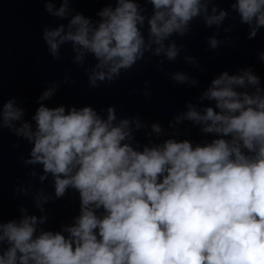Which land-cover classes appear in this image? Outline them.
Here are the masks:
<instances>
[{"label":"clouds","instance_id":"obj_1","mask_svg":"<svg viewBox=\"0 0 264 264\" xmlns=\"http://www.w3.org/2000/svg\"><path fill=\"white\" fill-rule=\"evenodd\" d=\"M42 7L67 20L41 27L47 54L60 61L62 46L70 45V62L86 76L89 91L153 57H163L152 66L174 86L196 88L197 76L163 67L179 57L204 71L197 58L181 55L194 21L215 27L207 43L217 55L221 45L237 43L231 36L219 39L221 30L244 25V38L252 40L264 29V0H234L227 9L218 0H115L95 13L96 20L76 11L72 0L59 7L45 0ZM256 58L264 64V50L257 49ZM73 83L65 74L45 87L35 101L34 126L15 96L0 109V130L31 145L22 164L42 166V174L32 169L27 175L41 183L50 176L53 189L33 195L39 217L20 206L18 220L0 223V264H264V85L252 65L231 75L220 71L199 92L198 103L186 102V111L168 122L174 128L189 121L215 137L196 144L176 139L178 131L154 143L153 136L165 134L159 122L149 124L139 113L118 118L113 104L101 109L106 116L90 104L45 106L61 84ZM144 86L132 92L148 99L152 90L148 81ZM203 101L212 106H199ZM144 129H150L144 133L148 144L141 146L136 134ZM31 188L29 183L13 196ZM69 190L78 194L79 214L61 231L43 230L45 205Z\"/></svg>","mask_w":264,"mask_h":264},{"label":"water","instance_id":"obj_2","mask_svg":"<svg viewBox=\"0 0 264 264\" xmlns=\"http://www.w3.org/2000/svg\"><path fill=\"white\" fill-rule=\"evenodd\" d=\"M45 0H0V109L3 103L15 96L18 106L25 108L24 117L30 123L31 116L39 105L36 98L42 93L45 87L52 81H59L67 74L73 79V84H61L56 95L47 101H43L45 106L56 107L60 104L75 105L82 107L91 105L102 115L109 104L117 107V117L123 118L139 113L147 122H159L165 128V134L159 140L153 136V142L159 143L172 136L176 131L179 135L176 139H189L194 144L203 141H210L215 138L212 134H203L199 127H193L191 122L183 121L174 128H168V122L174 116L186 111V102L198 103L199 92L206 88L211 79L218 75L220 71L226 70L229 74L237 73L239 69L252 65L256 73L261 77L264 85V64L256 58V50H264V29L252 40L244 38L247 26L238 25L231 33L220 31L219 39L225 36L237 38L234 46L221 45L219 54L209 49L207 39L216 31L215 27L205 29L200 20L193 22L192 32L183 38L186 49L181 55H191L200 62L204 71L186 64L181 58L175 62L164 61V69L167 72L184 71L190 75L198 77L200 83L196 88L185 86H174L163 72H158L152 66L157 59L152 58V62L144 65L139 70L125 74L120 80L111 85H101L97 89L89 91L87 89V78L83 72L70 62L74 55L70 45L61 48L62 59L53 61L46 52V46L40 39V30L43 25L56 27L67 23V20L49 16L42 7ZM54 7H59L61 0H49ZM144 4V0H138ZM220 6L227 9L228 4L234 0H218ZM115 6V0H72V7L76 11H81L94 20L99 19L95 13L104 5ZM147 14H151V6L147 5ZM235 14H233L234 16ZM235 23V20L225 22ZM222 26V27H224ZM177 43L181 38L173 37ZM94 60L88 58L86 64H92ZM148 81L152 90V95L145 99L132 90H144V82ZM199 106H212L211 102L203 101ZM19 126V122H14ZM145 131L141 130L136 134V140L140 145L148 144ZM15 142L17 147L13 148ZM31 145L22 137H16L8 130H0V223L11 219H19V207L27 209V214L40 216L33 202V195L38 189H43L45 193L51 194V177L43 183L37 178H30L27 173L34 169L38 174H42V166H24L21 157H27ZM31 183L32 188L27 195L13 196L14 191L19 192L21 188H27ZM48 219L43 230L61 231L63 225H71L73 217L79 214L78 194L69 190V195L61 200H53L45 205ZM2 247V246H0Z\"/></svg>","mask_w":264,"mask_h":264}]
</instances>
